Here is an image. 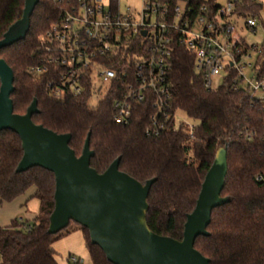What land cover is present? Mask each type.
<instances>
[{"label":"trees","instance_id":"trees-1","mask_svg":"<svg viewBox=\"0 0 264 264\" xmlns=\"http://www.w3.org/2000/svg\"><path fill=\"white\" fill-rule=\"evenodd\" d=\"M25 1L0 0V40L22 18ZM215 1L206 0L217 8ZM229 1L234 3L229 16L236 21L252 17L257 25L259 20L264 25L261 0ZM66 3L39 0L27 36L0 50V57L14 71V112L25 114L37 99L39 110L33 121L57 133L71 134L70 147L77 156L90 134L94 151L90 165L97 172L103 173L120 158L121 171L143 184L155 179L147 198V225L153 232L177 240L183 239L187 215L196 206L219 148L226 147L228 173L221 196L229 200L213 209L209 235L199 236L195 248L210 264H264V179L257 178L264 175V102L251 97L242 86L234 88L231 75L220 87L207 89L195 69L194 55L178 42L172 45L167 75L170 98L166 113L171 119L157 134L147 135L156 112L152 101L134 104L129 121L119 123L113 118L118 93L106 94L96 102L90 89L57 95L50 73L33 81L29 69L43 53L39 35L59 20ZM256 27L248 26L253 31ZM241 47L250 48L243 37ZM256 66L264 72V47ZM179 110L196 122L193 134L185 125L176 126L174 115ZM23 154L20 136L10 129L1 130L0 204L13 202L33 189L28 198L36 197L40 205L33 219L14 218L10 224L0 225V264H60L53 245L76 230L83 232L93 264H113L91 242L88 229L76 221L57 233L49 232L55 176L40 166L18 172ZM67 260L78 264L71 262L70 255Z\"/></svg>","mask_w":264,"mask_h":264},{"label":"built area","instance_id":"built-area-1","mask_svg":"<svg viewBox=\"0 0 264 264\" xmlns=\"http://www.w3.org/2000/svg\"><path fill=\"white\" fill-rule=\"evenodd\" d=\"M53 1L67 3L59 20L39 35L43 53L29 73L33 81L50 73L57 95L90 89L93 99H98L118 93L113 118L119 123L129 121L134 104L152 101L156 112L147 135L157 134L171 119L166 113L167 75L172 45L178 42L194 55L195 69L207 89H214V78L226 71L224 81L231 75L234 88L242 86L264 102V72L261 66L245 62L252 56L251 48L258 56L262 48L242 49L237 21L229 16L233 1L223 6L216 0L219 7L215 8L206 0H143L139 11L130 5L124 8L123 0ZM245 25L255 28L256 18L249 17ZM182 125L191 134L196 128L195 121ZM257 178L264 179V175ZM70 260L84 262L76 255H70Z\"/></svg>","mask_w":264,"mask_h":264},{"label":"water","instance_id":"water-1","mask_svg":"<svg viewBox=\"0 0 264 264\" xmlns=\"http://www.w3.org/2000/svg\"><path fill=\"white\" fill-rule=\"evenodd\" d=\"M39 0H26L23 16L0 40V50L23 40ZM0 131L16 132L24 154L17 171L40 166L55 176V208L50 233L66 228L71 221L88 229L91 242L99 246L113 264H210L195 248L199 236H207L214 208L228 202L221 192L228 173L227 149L219 148L208 170L194 210L187 215L183 239L153 232L147 225V198L155 179L145 184L119 169L120 158L103 172L90 165L94 151L87 136L82 154L70 147L71 134L57 133L32 116L38 112L34 99L25 114L14 112V71L0 57Z\"/></svg>","mask_w":264,"mask_h":264},{"label":"rangeland","instance_id":"rangeland-1","mask_svg":"<svg viewBox=\"0 0 264 264\" xmlns=\"http://www.w3.org/2000/svg\"><path fill=\"white\" fill-rule=\"evenodd\" d=\"M262 1V0H261ZM264 1V0H263ZM217 2L223 6L228 5L229 0H217ZM143 0H123L122 6L125 8V5H130L132 9H136L139 11L142 8ZM264 5V3H263ZM262 18L264 21V9L262 13ZM246 19L237 18V32L243 37L247 44L252 47L254 45L258 46L259 49L264 47V25L261 20H259L256 30L253 31L246 27L245 25ZM251 57L245 58L246 63H251L253 66L256 65L258 61V52L250 49ZM246 73L249 78L252 77L253 73L248 68L246 69ZM227 72H221V75H218L214 78L213 88L220 87L224 84V77H226ZM97 99H94L96 102ZM175 123L177 126L182 125L185 121L193 122V120L188 117V115L184 111H177L175 114ZM31 189L27 196H23L18 198L13 202L0 204V225L6 226L11 223L14 218H23V219H33L38 213V199L36 197H30L26 200L32 193ZM81 230H76L72 232V236L67 238V236L57 240L54 243L55 249L57 251V257L60 264H69L68 257L69 255H76L78 257L83 258L86 262L85 264H93L92 260L89 256V252L85 247V243L83 241L84 237L82 236ZM78 233V234H77ZM78 235V236H77ZM82 245V248L79 246Z\"/></svg>","mask_w":264,"mask_h":264},{"label":"crops","instance_id":"crops-1","mask_svg":"<svg viewBox=\"0 0 264 264\" xmlns=\"http://www.w3.org/2000/svg\"><path fill=\"white\" fill-rule=\"evenodd\" d=\"M25 196H27V195H25ZM23 197V196H22ZM28 199V197H26V200ZM39 205H40V203H39V200H38V203H37V206H38V209H39ZM31 220V219H30ZM80 232H82V231H80ZM78 234V233H77ZM72 236V234H69L68 236H67V238H70ZM78 236V235H77ZM82 236L84 237V235H83V232H82ZM83 241H84V243H85V240L83 239ZM54 246V245H53ZM82 248V245H80L79 246V248ZM85 247H86V245H85ZM54 249H55V246H54ZM56 250V249H55ZM57 252V251H56ZM85 260H84V262L82 263V264H85Z\"/></svg>","mask_w":264,"mask_h":264}]
</instances>
